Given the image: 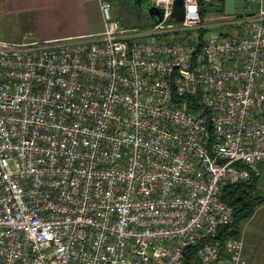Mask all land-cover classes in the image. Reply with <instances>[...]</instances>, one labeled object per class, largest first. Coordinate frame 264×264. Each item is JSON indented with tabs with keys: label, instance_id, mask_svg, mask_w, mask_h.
Masks as SVG:
<instances>
[{
	"label": "built area",
	"instance_id": "built-area-1",
	"mask_svg": "<svg viewBox=\"0 0 264 264\" xmlns=\"http://www.w3.org/2000/svg\"><path fill=\"white\" fill-rule=\"evenodd\" d=\"M202 46L199 0L132 33L101 1L85 41L0 40V264H247L227 182L264 166V8ZM14 163V166H12Z\"/></svg>",
	"mask_w": 264,
	"mask_h": 264
},
{
	"label": "crops",
	"instance_id": "crops-1",
	"mask_svg": "<svg viewBox=\"0 0 264 264\" xmlns=\"http://www.w3.org/2000/svg\"><path fill=\"white\" fill-rule=\"evenodd\" d=\"M101 1L102 0H0V14L3 18L6 20H17L18 24L32 27L25 29L20 39L15 37L12 39L0 40L21 42L25 40L85 41L98 39L100 33L104 30ZM110 1L112 2V10L117 5V12L120 16L119 18L114 16V18L120 20L126 28L132 31V33H145L150 31L158 23L155 19H140L137 17L135 11L124 7L117 2V0ZM245 2L246 0H235V13L237 16L245 13ZM262 2L264 8V0H262ZM248 10L251 11L253 9L251 8ZM237 20L238 19L234 21L235 24ZM234 22L232 24H234Z\"/></svg>",
	"mask_w": 264,
	"mask_h": 264
},
{
	"label": "trees",
	"instance_id": "trees-1",
	"mask_svg": "<svg viewBox=\"0 0 264 264\" xmlns=\"http://www.w3.org/2000/svg\"><path fill=\"white\" fill-rule=\"evenodd\" d=\"M203 1L211 3L215 7V12L227 15L225 13L226 0H199L201 21L204 25L198 29L185 31L181 39H191L202 46L206 35L214 30L212 26L207 25V16L202 8ZM250 16L243 13L236 17ZM231 16V15H228ZM240 26V25H239ZM240 29V27H238ZM240 32V30H239ZM223 35L230 36L229 32H220ZM264 166H262V175L252 176L247 181L235 183L227 182L224 186L222 199L224 202L233 207V220L229 225L221 226L218 230L217 238L223 240L227 237L240 238L245 224L252 218L256 210L264 205V188H263ZM198 246L190 249L186 254L185 264H195L197 262Z\"/></svg>",
	"mask_w": 264,
	"mask_h": 264
},
{
	"label": "rangeland",
	"instance_id": "rangeland-1",
	"mask_svg": "<svg viewBox=\"0 0 264 264\" xmlns=\"http://www.w3.org/2000/svg\"><path fill=\"white\" fill-rule=\"evenodd\" d=\"M116 6L112 11L114 16L119 18L120 16L117 12ZM202 8L205 10L207 16V25L212 26L214 30L218 32H229L232 36L240 33V29L238 28L240 26L234 22L239 18H235L237 16L236 13L228 16L215 12V7L207 1H203ZM17 22V20L12 19L6 20L0 14V39H12L15 37L20 39L23 36L25 29L32 28L18 24ZM233 22L234 24H232ZM184 33L185 31L167 32L162 35H157L156 37L165 41H173L181 39L182 36H184ZM12 166H14V163H12ZM241 238L244 244L243 256L245 257L247 264H264V205L259 207L252 218L245 224Z\"/></svg>",
	"mask_w": 264,
	"mask_h": 264
},
{
	"label": "water",
	"instance_id": "water-1",
	"mask_svg": "<svg viewBox=\"0 0 264 264\" xmlns=\"http://www.w3.org/2000/svg\"><path fill=\"white\" fill-rule=\"evenodd\" d=\"M235 0H226L225 3V13L227 15H233L235 14ZM249 3L248 1L245 2V13L247 14H252L253 10H248ZM148 12L153 18L155 19L156 22H160L163 18V11L158 8L153 6L152 4L149 5ZM185 17V6H184V0H175L174 4V10L171 15V19L174 21H182Z\"/></svg>",
	"mask_w": 264,
	"mask_h": 264
},
{
	"label": "flooded vegetation",
	"instance_id": "flooded-vegetation-1",
	"mask_svg": "<svg viewBox=\"0 0 264 264\" xmlns=\"http://www.w3.org/2000/svg\"><path fill=\"white\" fill-rule=\"evenodd\" d=\"M124 7L130 8L137 13L138 18H145L147 20L154 19L148 12L151 0H117Z\"/></svg>",
	"mask_w": 264,
	"mask_h": 264
}]
</instances>
